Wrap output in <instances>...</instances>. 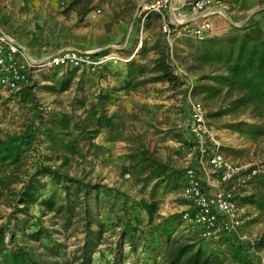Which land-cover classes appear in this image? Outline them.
I'll use <instances>...</instances> for the list:
<instances>
[{
  "label": "rangeland",
  "instance_id": "obj_1",
  "mask_svg": "<svg viewBox=\"0 0 264 264\" xmlns=\"http://www.w3.org/2000/svg\"><path fill=\"white\" fill-rule=\"evenodd\" d=\"M141 1L96 0L94 8L101 10L100 19L104 21L102 25L106 33L95 38L89 37L78 30L81 21H74L58 29L61 34L59 46L74 45V41L77 44L92 40L100 41L103 47L127 43V47L121 51L123 55L130 50L134 51L141 37L139 20L134 14ZM54 2V10L58 15L63 12L67 1ZM60 21L61 24L63 21L71 22V18L65 14ZM145 26L142 35L144 47L150 48L164 42L158 14L150 13ZM197 43L185 38H177L174 43L172 62L182 83L179 86H172L165 81H150L127 92L122 89L127 72L124 61L106 63L94 72L70 67L44 70L34 74L27 85L32 87L34 98L42 110L50 107L49 112L68 113L75 120L88 123L89 114L86 110L95 108L99 114L110 119L111 124L103 125L98 135L81 143L82 154L72 155L68 164H62L61 159L57 158L45 136H42L39 151H32L28 156L30 170L34 163L41 161L59 167L60 171L67 172L86 184L102 186L99 193L93 189L87 198L95 218H99L105 225L103 237L91 256L92 264H155L154 246L164 240V237H157V231L166 218L172 221L169 227L174 235L191 231L187 224L180 221L181 211L188 206V202L179 195L183 185L181 180L176 184L169 180L162 181L157 176L144 179L147 171L141 170L139 164H133L130 158V154L145 148L158 160L168 164L177 177L183 176L188 166H197L198 140L186 129L191 119L190 99L203 103L207 122L214 136V139H208L206 143L207 159L214 145H219L221 151L234 162L247 168L258 166L264 171V138L255 141L230 127V124L240 120L255 122L251 116L248 113L217 116L215 113L224 107V103L219 100L205 101L194 93V87L200 82V73L188 71L186 66ZM154 55L151 50L143 58L138 51L135 57L138 62L150 68ZM151 76L152 73H147L144 78ZM66 79L72 80L71 87L61 91V84ZM21 91L0 98V137L21 130L32 117V105L22 98ZM188 137L191 138V143L185 141ZM125 167H130L129 173H123ZM171 170L168 172H172ZM44 181L45 195L56 193L59 198L64 196L62 183H55L49 177H45ZM21 185L22 183H17L13 186L19 188ZM153 194L158 201L159 211L156 221L149 225L138 202L142 198L150 199ZM259 194H264L260 177H251L238 190L237 197L243 218L237 233L240 239L254 241L264 234V208L245 199L251 195H256L257 198ZM13 196L7 190L0 196V225L7 224L8 221L11 226L13 224L10 219L14 210ZM39 213L38 205L33 206L30 214L39 216ZM42 223L51 230L54 239L64 244V255L58 258L60 264H79L81 260L78 259V248L84 242L85 232L77 217L73 218L71 227L67 229L63 227V220L55 217V213L43 216ZM126 224L138 229L133 232L132 238L126 236L123 239L121 232ZM96 228L94 225L93 229ZM27 244L34 245L43 264L55 261V257L48 255L40 243L31 240ZM259 252L264 256V249ZM156 264H161L160 257Z\"/></svg>",
  "mask_w": 264,
  "mask_h": 264
},
{
  "label": "trees",
  "instance_id": "obj_2",
  "mask_svg": "<svg viewBox=\"0 0 264 264\" xmlns=\"http://www.w3.org/2000/svg\"><path fill=\"white\" fill-rule=\"evenodd\" d=\"M94 1L70 0L66 2L63 13L75 11L79 19H83L94 9ZM254 14L241 26H232L227 32L197 41L186 69L200 73V82L193 89L196 95L205 101L219 100L224 103V107L215 115L248 113L251 116L255 122L240 120L230 124V127L256 141L264 138V25L261 17L255 19ZM151 50L155 55L150 68L138 62L135 56L125 61L127 72L122 89L130 92L150 81H165L172 86L182 84L175 71V64L170 60V49L166 41L150 48L142 45L139 55L144 58ZM130 53L131 50L126 55ZM147 73H152V76L144 78ZM71 84V79L64 80L60 90H68ZM31 88L27 86L21 91L22 98L32 105L31 119L21 130L0 137V196L5 190L14 195V210L10 215L13 224L11 226L8 221L7 224L0 225V264H43L34 245L27 244L31 240L40 243L48 255L55 257V261H48L47 264H60L58 258L64 255V244L54 239L51 230L42 223V217L48 213H55V217L61 218L66 229L71 227L73 218L77 217L85 232L84 242L78 248V259L81 260L79 264H92L91 256L103 237L105 225L99 218H95L87 198L93 189L99 193L102 186L86 184L81 179L60 171L59 167L41 161L34 163L30 170L28 156L32 151H39L42 136H45L57 158L61 159L62 164H68L72 155L82 154L81 143L98 135L103 125L111 124L110 119L99 114L95 108L86 110L89 114L88 123L75 120L68 113L45 114ZM185 141L192 142L189 137ZM130 158L133 164H139L141 170L147 171L144 179L157 176L162 181L169 180L176 184L180 179L183 183L181 188L186 184L187 168L183 176L177 177L168 164L158 160L145 148L130 154ZM169 170L172 172H168ZM129 172L130 167L123 168L124 174ZM45 177L55 183H62V198L56 193L44 194ZM254 177H260L264 185V174ZM17 183L22 185L14 188L13 185ZM258 196L256 198V195H251L245 199L262 209L264 194ZM35 205L39 207V216L30 214ZM138 206L144 212L147 223L152 225L159 211L154 194L150 199L142 198ZM180 221L186 224L181 214ZM171 222L169 218L164 219L161 229L157 231V237H164V240L154 246L155 264L158 257L161 264H259L260 257L255 250L264 249V234L254 241L240 239L237 233L224 231L214 236H205L202 227L188 225L191 228L189 233L176 236L169 227ZM94 225L96 230L93 229ZM137 229L126 224L121 232L122 238H132Z\"/></svg>",
  "mask_w": 264,
  "mask_h": 264
},
{
  "label": "built area",
  "instance_id": "obj_3",
  "mask_svg": "<svg viewBox=\"0 0 264 264\" xmlns=\"http://www.w3.org/2000/svg\"><path fill=\"white\" fill-rule=\"evenodd\" d=\"M161 18V28L173 59L174 43L177 38L202 41L208 37L222 34L216 18L223 20L229 27L241 26L250 17L236 20L223 0H142L134 16L139 20L138 45L129 55L122 50L127 43L114 47L83 49L76 45H66L49 56L37 59L21 42L4 31L0 25V98L21 91L29 85L34 74L58 67L78 68L94 72L109 62L128 61L136 55L143 45L145 22L150 13ZM101 10L94 8L90 17L96 18ZM264 25V16L260 18ZM177 72V71H176ZM191 119L187 131L198 140L199 156L197 166H188L186 184L180 189V197L188 202L181 211L182 220L190 226L203 228L205 236L219 232L238 233L242 226V208L237 197L238 190L247 180L264 171L234 162L227 157L219 145H214L210 157L206 158L207 140L214 139L208 125L206 111L200 100L190 99ZM46 108L44 113L49 112ZM264 264L262 252L255 250Z\"/></svg>",
  "mask_w": 264,
  "mask_h": 264
},
{
  "label": "crops",
  "instance_id": "obj_4",
  "mask_svg": "<svg viewBox=\"0 0 264 264\" xmlns=\"http://www.w3.org/2000/svg\"><path fill=\"white\" fill-rule=\"evenodd\" d=\"M223 1L232 17L234 19L239 17L236 20L250 17L256 12L254 14L255 19L264 16V0ZM95 2L96 0L94 4ZM54 3V0H0V25L4 31L16 37L37 59L45 58L55 50L66 46L65 44L59 46L58 44L61 40L58 29L61 26L66 27L74 21H81L77 28L80 33L87 34L89 37L95 38L97 35L103 36L106 33L105 27L102 25L104 21L100 19V15L92 18L87 14L83 19H79L75 11L61 12L56 15ZM65 14L69 15L71 22L63 21L61 24L60 19H63ZM216 21L222 32L229 30L228 25L223 20L216 18ZM73 35L76 36L77 34ZM72 44L83 49H96L104 46L100 41L92 40L77 44L74 41Z\"/></svg>",
  "mask_w": 264,
  "mask_h": 264
}]
</instances>
